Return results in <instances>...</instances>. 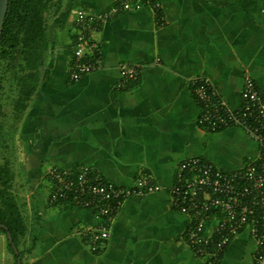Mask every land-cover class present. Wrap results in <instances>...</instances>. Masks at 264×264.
<instances>
[{"label":"crops","instance_id":"0c3cea01","mask_svg":"<svg viewBox=\"0 0 264 264\" xmlns=\"http://www.w3.org/2000/svg\"><path fill=\"white\" fill-rule=\"evenodd\" d=\"M114 1L61 0L47 17L48 51L24 114L25 189L15 196L26 225L20 264H205L188 245V216L170 201L178 165L198 156L231 170L259 155L240 128L208 131L198 125L200 107L189 78L209 76L232 106L240 102L245 74L264 85V0H156L157 10L145 5L120 12L91 35L100 68L69 82L75 11L105 9ZM121 62L142 66L136 79L118 87ZM80 163L120 186L143 174L160 186L125 200L99 253L88 249L82 231L98 226L100 215L51 203L43 178L49 165ZM5 240L0 234V264H8ZM253 253L244 230L218 264H254Z\"/></svg>","mask_w":264,"mask_h":264},{"label":"built area","instance_id":"2783aa9c","mask_svg":"<svg viewBox=\"0 0 264 264\" xmlns=\"http://www.w3.org/2000/svg\"><path fill=\"white\" fill-rule=\"evenodd\" d=\"M145 5L157 10L160 3L115 0L105 9L88 5L75 11L69 82L100 68L98 44L91 40L92 33L120 12L136 11ZM158 23L163 24V18L159 17ZM141 66L139 62H121L118 87L136 79ZM189 82L200 107L198 125L208 131L240 128L257 144L259 155L231 170L198 156L185 158L169 187L171 204L188 216V245L205 264H218L222 252L244 230L254 243V264H264V85L258 86L250 74H245L240 102L232 106L209 76H193ZM43 178L50 186L51 203L67 201L94 210L102 218L94 229L82 231L90 251L105 245L115 215L127 198L160 189L150 174L139 176L126 187L107 180L84 163L73 167L51 165Z\"/></svg>","mask_w":264,"mask_h":264},{"label":"trees","instance_id":"16d2710c","mask_svg":"<svg viewBox=\"0 0 264 264\" xmlns=\"http://www.w3.org/2000/svg\"><path fill=\"white\" fill-rule=\"evenodd\" d=\"M60 1L9 0L8 2L0 36V67L3 72L12 75L15 83L16 94L12 98L15 119H20L25 114L32 96L39 86L40 69L44 64L49 45L47 17L50 13L54 14L58 11V2ZM1 87L0 81V90ZM13 180L14 172L11 163L7 158H4L0 162V224L7 227L18 250L20 239L26 234V225L12 192ZM55 203L74 207L67 201ZM0 231L4 234L9 248L13 250L7 239L6 230L0 228ZM101 249L98 248L92 252L99 253ZM20 255V251L15 254L16 260Z\"/></svg>","mask_w":264,"mask_h":264},{"label":"rangeland","instance_id":"374dc122","mask_svg":"<svg viewBox=\"0 0 264 264\" xmlns=\"http://www.w3.org/2000/svg\"><path fill=\"white\" fill-rule=\"evenodd\" d=\"M49 15L51 18L55 13H50ZM3 73L5 74L3 75ZM0 76L2 86L0 90V162L2 159L7 158L11 163L14 172L12 190L13 193H16L14 196L18 199V197L22 196L25 189L23 188L24 181L21 166V152L25 148L24 140L28 138V118L23 115L20 119H15L12 108V98H14L16 94L13 77L10 73L3 72L1 67ZM0 234L3 233L0 231ZM5 246V260L8 264H12L14 262V251L9 248L6 240Z\"/></svg>","mask_w":264,"mask_h":264},{"label":"water","instance_id":"95a60500","mask_svg":"<svg viewBox=\"0 0 264 264\" xmlns=\"http://www.w3.org/2000/svg\"><path fill=\"white\" fill-rule=\"evenodd\" d=\"M8 2H9V0H0V36L2 33L4 19H5L6 13H7V9H8ZM0 228H4L6 230L7 239L9 240L10 244L12 245L15 254H17L18 253L17 248L15 247V245L13 243L12 236H11L10 232L7 230V227L3 224H0ZM16 264H20L19 258L17 259Z\"/></svg>","mask_w":264,"mask_h":264}]
</instances>
